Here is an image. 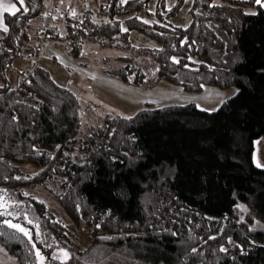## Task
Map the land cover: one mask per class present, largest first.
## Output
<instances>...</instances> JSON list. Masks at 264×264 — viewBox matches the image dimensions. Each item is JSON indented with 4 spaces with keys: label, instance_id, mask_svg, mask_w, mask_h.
<instances>
[{
    "label": "trees",
    "instance_id": "trees-1",
    "mask_svg": "<svg viewBox=\"0 0 264 264\" xmlns=\"http://www.w3.org/2000/svg\"><path fill=\"white\" fill-rule=\"evenodd\" d=\"M16 1L0 26V195L13 201V215L0 213V244L22 264H39L36 247L44 264H264V168L253 161L264 135V7L189 0L183 26L171 17L184 0H158L156 20L139 15L150 0H95L48 23L46 0ZM132 30L158 45L134 44ZM43 38L73 56L90 42L127 51L108 56L105 70L131 84L240 91L212 111L187 102L140 108L131 120L112 113L80 135L77 93L37 61L18 64L38 56ZM3 219L29 227L32 240ZM60 248L68 260L55 259Z\"/></svg>",
    "mask_w": 264,
    "mask_h": 264
},
{
    "label": "rangeland",
    "instance_id": "rangeland-1",
    "mask_svg": "<svg viewBox=\"0 0 264 264\" xmlns=\"http://www.w3.org/2000/svg\"><path fill=\"white\" fill-rule=\"evenodd\" d=\"M157 1L150 0L148 7L142 9L139 15L148 20H156L158 18L155 12ZM176 3L177 0H166V5L169 8ZM62 4L64 6L72 4L81 10L87 6L95 8L96 2L95 0H62ZM189 7V0H184L177 12L172 15L171 21L183 26L190 24L192 15ZM256 9V7H251L248 10L253 12ZM3 21L5 23L4 15L0 19V22L3 23ZM131 39L138 46L158 45L156 41L148 40L137 30L131 31ZM36 42L42 46L39 55L36 58L22 59L18 64L27 67L28 63L37 61L48 68L59 83L70 87L77 93L81 101L83 115L80 135L94 129L103 122L106 116L112 113L123 112L125 116H128L147 106L195 102L200 108L215 109L221 104V100L232 97L235 90L238 89L235 85L223 88L210 84L205 85L201 90L187 89L167 79H161L152 85L131 84L110 75L105 70V61L108 56L127 53V51H121L115 47H102L97 43L90 42L86 45L85 56H73L63 43L44 38ZM10 75L11 81L14 82V74ZM217 93L223 95H217ZM192 97L197 99H190ZM256 140H260L259 159L260 163L264 164V135L257 137ZM31 190L45 199L53 211L59 212L61 206L50 193L39 187ZM86 233L83 228L81 240L84 243L87 241ZM0 264L22 263L0 244Z\"/></svg>",
    "mask_w": 264,
    "mask_h": 264
},
{
    "label": "snow or ice",
    "instance_id": "snow-or-ice-1",
    "mask_svg": "<svg viewBox=\"0 0 264 264\" xmlns=\"http://www.w3.org/2000/svg\"><path fill=\"white\" fill-rule=\"evenodd\" d=\"M19 2H20V4H23L24 0H19ZM252 2L256 3V4H260L262 7H264V0H252ZM15 7L16 6L13 4V5L10 6L9 10L11 11V10L15 9ZM157 23H159V21H157ZM0 26H2L5 30H7V25L6 24H3L2 22H0ZM125 31H127V29H125ZM184 39L186 40L187 38L185 37ZM181 42L183 43V41H181ZM173 47H175V45H173ZM170 59L175 61V62H177V63L179 62V59L176 56H172V57H170ZM188 59H192V58L188 57ZM129 78L131 79V77H129ZM239 91H240V89H236L235 92L233 93V95H235ZM217 95H223V94L222 93H217ZM190 99L196 100L197 98L196 97H192ZM220 103L223 104L224 100H221ZM208 110L212 111L214 109H208ZM132 115H135V113H133ZM132 115L125 116V114L123 112L120 113V116L124 117L126 120H131L132 119ZM253 144H254L253 161H254V163L257 166L264 168V164H261L260 163V159H259L260 140L254 141ZM33 147H35V146L33 145ZM112 159H116V157L113 156ZM5 178H7V177H5ZM19 178L20 177H17V179H19ZM6 192H7L6 189H0V193H6ZM11 203H13V201L11 199H9L8 201H5L4 196L0 195V213H2V215H4V216L13 215V213H10V212L6 211L8 205L11 204ZM238 207H240V208L244 209L245 211H247V206L246 205L241 204V205H238ZM109 213H110V210H109ZM14 215L19 216L20 213L17 212V213H14ZM23 216H24V219L28 220L29 224H32V223L35 222L34 220L28 218V213L27 212H24ZM241 219H243V217H241ZM2 222H3V224L8 225L10 228H12L14 230H17V232L23 233V235L26 236L29 241L32 240V230L29 227H27L24 224L19 223V222H13L12 219H3ZM97 227H99V225H97ZM249 227H255V225H250ZM36 228H37V230L39 229V224L38 223L36 224ZM12 235H15V233H13ZM113 238L114 237H110V236L101 237V239H113ZM228 241L231 242V237H228ZM221 250L225 251V252L227 251V249H225L223 247V245H221ZM241 250H243L242 246H241ZM58 251L60 253H62V255H60L58 257H55V259H58V260H61V261H66V260H68L70 258L71 254L68 252V250L66 248H60ZM96 251H99V250H96ZM192 251L195 252L196 249H192ZM35 255L39 258V264H44L46 257L41 252V249L39 247L35 248ZM52 255L55 256V254H52ZM101 257H102V254H101Z\"/></svg>",
    "mask_w": 264,
    "mask_h": 264
},
{
    "label": "built area",
    "instance_id": "built-area-1",
    "mask_svg": "<svg viewBox=\"0 0 264 264\" xmlns=\"http://www.w3.org/2000/svg\"><path fill=\"white\" fill-rule=\"evenodd\" d=\"M43 9L47 17L48 23L57 20L60 16H63L67 13L76 15L78 14L79 11V9L72 4L64 6V4H62V0H46L43 3ZM41 48L42 46L38 48V55L39 52L41 51Z\"/></svg>",
    "mask_w": 264,
    "mask_h": 264
},
{
    "label": "crops",
    "instance_id": "crops-1",
    "mask_svg": "<svg viewBox=\"0 0 264 264\" xmlns=\"http://www.w3.org/2000/svg\"><path fill=\"white\" fill-rule=\"evenodd\" d=\"M15 5V9L9 10L11 5ZM19 9V3L15 2L14 0H0V19L6 12L14 13ZM4 23V21H3ZM5 24V23H4Z\"/></svg>",
    "mask_w": 264,
    "mask_h": 264
}]
</instances>
